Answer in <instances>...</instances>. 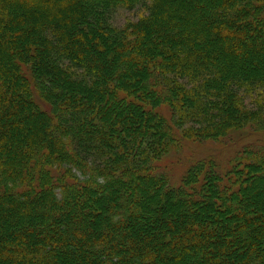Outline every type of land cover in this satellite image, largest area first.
<instances>
[{
    "label": "trees",
    "instance_id": "obj_1",
    "mask_svg": "<svg viewBox=\"0 0 264 264\" xmlns=\"http://www.w3.org/2000/svg\"><path fill=\"white\" fill-rule=\"evenodd\" d=\"M181 2L0 0V264H264V142L158 172L264 131V0Z\"/></svg>",
    "mask_w": 264,
    "mask_h": 264
},
{
    "label": "rangeland",
    "instance_id": "obj_2",
    "mask_svg": "<svg viewBox=\"0 0 264 264\" xmlns=\"http://www.w3.org/2000/svg\"><path fill=\"white\" fill-rule=\"evenodd\" d=\"M182 3L183 2H181V0H171V6L175 8L177 7V9H181V7L179 6ZM184 3L188 4V1H184ZM140 9H141L140 7H137L133 11L129 12L124 9L118 8L112 17L111 24L119 29H125L130 27L129 25L134 24L139 18L144 16V11ZM185 9H188V7L184 8V11ZM190 14L191 13L187 11L184 17H187V15ZM195 21L196 19H192L191 24L192 26L197 27V21L196 22ZM241 61H242L241 58L240 59L237 58L234 61V64H239ZM251 67L249 69L253 70V67L252 68ZM164 113H167V116H169L168 111L166 112L163 111V114ZM262 142H264V131L258 132V131L250 130L249 128H245L243 130L237 131L233 135H230L229 141H222L220 143L217 142L186 143L185 142L180 151L171 153L169 154V156L159 161L158 172L167 175L170 184L172 186H177L180 183V180L184 175V173L193 164V162H195L196 159L198 160L201 157H212L219 163L224 164L230 157L233 156V153L237 149H241L247 145L262 143ZM253 209L254 208L250 207V210ZM257 210L258 213H261L259 212V209ZM170 218L173 219L177 218L176 213L171 212L170 214H168V216L166 217L167 221H169ZM153 234L155 235V233ZM220 239L221 238L219 237L218 239H216V241L217 240L220 241ZM245 250L246 249H244L243 246L240 249H238V252L243 254Z\"/></svg>",
    "mask_w": 264,
    "mask_h": 264
}]
</instances>
